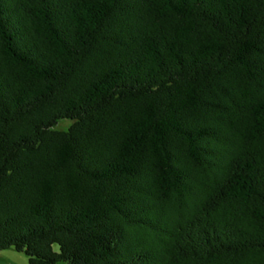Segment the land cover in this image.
Instances as JSON below:
<instances>
[{
  "label": "trees",
  "instance_id": "1",
  "mask_svg": "<svg viewBox=\"0 0 264 264\" xmlns=\"http://www.w3.org/2000/svg\"><path fill=\"white\" fill-rule=\"evenodd\" d=\"M9 249L264 264V0H0Z\"/></svg>",
  "mask_w": 264,
  "mask_h": 264
},
{
  "label": "rangeland",
  "instance_id": "2",
  "mask_svg": "<svg viewBox=\"0 0 264 264\" xmlns=\"http://www.w3.org/2000/svg\"><path fill=\"white\" fill-rule=\"evenodd\" d=\"M67 121L60 124L59 128H66ZM0 264H29L25 254L9 249L0 252Z\"/></svg>",
  "mask_w": 264,
  "mask_h": 264
}]
</instances>
